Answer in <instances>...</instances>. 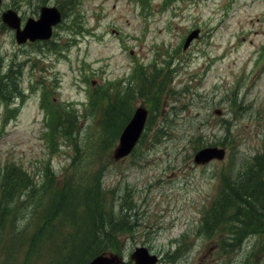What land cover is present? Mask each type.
Masks as SVG:
<instances>
[{
    "label": "rangeland",
    "instance_id": "rangeland-1",
    "mask_svg": "<svg viewBox=\"0 0 264 264\" xmlns=\"http://www.w3.org/2000/svg\"><path fill=\"white\" fill-rule=\"evenodd\" d=\"M46 5L61 6L64 17L44 45H17L0 21V78L7 76L10 89L0 96V189L9 169L25 172L34 187L17 197L20 242L35 238L37 247L65 253L56 250L63 237L70 242L62 218L80 223L76 202L85 199L98 217L109 207L119 223L128 214L114 252L121 264H133L129 253L137 246L156 253L157 264H264V198L257 214L243 207L256 224L231 237L232 247L223 240L234 234L212 237L202 229L222 175L229 171V184L236 183L264 149V0H0V13L13 9L24 21ZM194 29L197 36L184 47ZM140 71L158 97L153 110ZM15 82L23 98L12 96ZM109 101L125 102L131 114L150 108L139 146L117 160L111 153L121 129L105 134L103 126ZM201 146L222 147L225 156L195 164ZM79 168L100 171V196L67 189L61 201L52 199ZM36 202L44 209L58 203L63 211L40 238ZM30 207L35 214L27 224ZM86 222L76 228L80 238ZM28 259L43 264L44 257Z\"/></svg>",
    "mask_w": 264,
    "mask_h": 264
},
{
    "label": "trees",
    "instance_id": "trees-1",
    "mask_svg": "<svg viewBox=\"0 0 264 264\" xmlns=\"http://www.w3.org/2000/svg\"><path fill=\"white\" fill-rule=\"evenodd\" d=\"M138 71V70H137ZM137 74V73H136ZM142 72L138 74V79L141 80V86L147 92V98L154 103L153 107L157 108L159 106V100L157 96H153L150 88L148 87V82L145 78H142ZM7 82L4 81V84H0V96L5 97L8 88ZM10 92V91H9ZM154 95H156L153 92ZM117 101H109V104L106 106L104 110V118H103V126L106 131H113L116 129V126L119 125V128L124 125L127 117H130L131 110L128 111V108L125 102L120 101L116 104ZM153 113V112H152ZM119 116L123 117L122 120L119 119ZM151 118L147 120L145 125L146 133L149 122ZM105 134L101 137V142L105 141L107 145L109 134L105 136ZM99 145V144H98ZM252 163L249 168L242 173H240L236 178V183L230 185L229 181L232 179L230 172L227 171L222 175L221 187L219 188L218 194L214 199L213 203L206 208L202 216V229L209 236H223L225 237L227 234L232 236H226V240H223L227 245L231 246V237L234 241L237 240V237H240L245 233H250L248 229L253 228L256 222L253 219L252 212H247L245 210V204L252 208L253 211L258 213V208L261 205V199L264 198V182L260 181V174H264V149L263 152L256 154L253 159H251ZM21 172V176H17L15 170L9 169L2 175L1 178V189H0V263L3 264H11L12 259L15 258L18 254H23V260L20 264H27V262H31V264H36L34 261H29V256H43V264H86L90 258H92L95 254L106 251L113 250L117 251L118 248V233L125 226L126 218L129 219L128 214H125L124 219L120 223L113 216L114 209H109L105 212L102 211L99 213V217L96 216L97 213L93 212L90 205H87V200H78L76 202L77 205V214L79 219H81L80 223L78 222V218L76 221H73L68 216H64L61 221V226H66V229L63 231V234L69 239L70 242H65V238L63 237L60 241V246L57 247V251H66L61 255H57L53 250L51 252L48 250L47 244L39 243V246L36 245V239L33 238L29 240H22L20 242L18 229H24L19 224L18 214H17V197L21 192V188L23 189L22 193L29 194L33 191L34 187L31 183H29V177L23 171ZM100 171H96L93 174H88L85 170L81 172L80 168L78 171L69 173L65 180V190L61 188H57L52 193V199L59 198L60 201L63 199L65 192L67 189L74 191V193H78L79 191H83L84 195L86 193L90 194L91 197L93 195L99 194V189L97 188V181L99 178ZM255 177V181L253 178ZM228 180V182H225ZM257 184H261V187ZM46 191L49 188L45 189ZM69 192V191H68ZM21 193V194H22ZM54 194V195H53ZM5 198H9V202L6 201ZM250 200L254 202L253 205L250 204ZM11 204V206H10ZM89 204V201H88ZM39 205V212L41 213V223L38 224L37 232L39 234V238L44 235L45 232L50 233V229H54L53 222H60V214L63 212L58 203L55 205L48 206L44 209L43 206L35 203L37 207ZM50 207V208H49ZM76 207V206H75ZM49 209V213L45 216V213ZM123 209V208H122ZM264 214V210L261 212ZM27 219V224L33 219L35 211L33 207L29 208ZM105 216L106 218H102ZM87 220L84 229H81L82 237L78 232H76V228L82 226L83 221ZM233 221H237L238 226H235L231 223ZM76 222V223H75ZM121 225V226H120ZM12 228V233H11ZM236 230V232H234ZM25 231H27V226H25ZM14 232L16 237H14ZM228 232V233H224ZM29 233V232H28ZM54 233V232H53ZM78 235V236H77ZM7 238L6 241H2V238ZM19 239V240H18ZM50 241L48 238L45 239L47 243ZM54 242L56 240H53ZM221 243V242H220ZM239 244V242H238ZM232 247V246H231ZM234 247V246H233ZM56 248V247H55ZM50 253L49 260H46V256ZM76 254V256H75Z\"/></svg>",
    "mask_w": 264,
    "mask_h": 264
},
{
    "label": "water",
    "instance_id": "water-1",
    "mask_svg": "<svg viewBox=\"0 0 264 264\" xmlns=\"http://www.w3.org/2000/svg\"><path fill=\"white\" fill-rule=\"evenodd\" d=\"M3 20L11 27L17 28L16 36L18 41H24L26 38L31 40L37 38H47L51 32V25L59 20V13L54 7H42L38 19L29 18L23 30H18V19L11 11L3 13ZM197 30H194L186 39L184 47L195 37ZM147 111L143 107L134 110L132 117L124 126L120 137L119 144L114 150V157L119 158L127 154L136 140L138 139L146 119ZM224 156V150L216 146H207L199 149L194 154L195 163H206L213 158L221 159ZM130 258L134 264H154L157 260L155 254H150L146 247L137 246L131 252ZM121 259L112 253H100L94 256L87 264H118Z\"/></svg>",
    "mask_w": 264,
    "mask_h": 264
}]
</instances>
